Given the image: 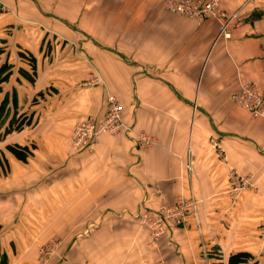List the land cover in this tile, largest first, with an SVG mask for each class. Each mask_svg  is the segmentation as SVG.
Listing matches in <instances>:
<instances>
[{"label": "crops", "instance_id": "0c3cea01", "mask_svg": "<svg viewBox=\"0 0 264 264\" xmlns=\"http://www.w3.org/2000/svg\"><path fill=\"white\" fill-rule=\"evenodd\" d=\"M219 10L224 16L198 20L167 11L163 0H0V45L30 51L31 88H57L31 107L23 131L36 156H9L0 192L23 189L40 215L55 205L72 226L104 219L106 236H126L105 243L102 260L59 264H227L238 252L251 256L246 264H264V119L232 97L248 80L264 95V0H220ZM109 94L124 124L152 144L138 150L129 134L103 133L91 150L71 151L75 120L101 116ZM238 177L247 189L232 199L225 190ZM180 195L196 203V217L184 226L169 220L157 244L145 245L131 215Z\"/></svg>", "mask_w": 264, "mask_h": 264}, {"label": "rangeland", "instance_id": "374dc122", "mask_svg": "<svg viewBox=\"0 0 264 264\" xmlns=\"http://www.w3.org/2000/svg\"><path fill=\"white\" fill-rule=\"evenodd\" d=\"M219 1L217 4L218 9ZM6 29H4L5 32ZM47 33L53 36L56 35L54 30ZM50 46V43L45 44L46 48ZM67 46L69 49H72V47L76 49V45L71 43H68ZM31 55L30 51L24 48L22 44L14 45L13 43L6 44L4 42L0 45V177L6 176L9 167V156L16 159L18 163H23L30 156H36L38 147L33 140L32 143L24 138L23 131L25 126L30 124L31 107L41 100L46 101L47 95L57 91L56 85L52 86L51 84L45 85L37 91H35L34 86L31 88V84H34L37 78L34 72L35 59ZM70 78L69 76L65 79ZM109 95L106 98V109L101 116L87 113L75 120L68 138V147L71 151L74 150L71 149L70 139L76 123L88 118L95 121L102 119L108 108ZM116 99L118 100L117 97ZM118 102L120 103L119 100ZM10 118H13L15 123L12 130L13 134L7 136L4 129ZM127 126L131 128L129 135L133 138L138 133L148 136V133L142 131L134 133L132 131L133 127L131 125ZM119 132L123 131L117 133ZM103 133L111 134L107 131L100 134ZM151 144L152 142L142 148L138 147V150L145 149ZM91 149L77 151H89ZM229 178L231 179V174ZM238 178L240 179V177ZM229 183L230 186L225 190V194L232 199H236L247 189L248 181L246 179L245 185L240 187H236V180L234 183L232 182L233 184L229 180ZM15 194L18 195L17 200ZM22 194L23 189H15L10 195L0 192V264H5L9 260H12L13 264H59L61 261L73 260L82 262L89 255L102 260L104 258L103 245L105 243H119L120 239L126 238L125 235L123 237L119 235L109 237L104 234L103 227H110L111 221L109 220H80L72 226V221L61 220L56 217L55 205H49L48 213L40 215L39 205L35 202H24L20 196ZM13 198L15 199L13 200ZM189 201L185 196L180 195L172 204L161 200L156 209L147 208L143 205L137 212L133 213L131 222L144 228L147 234L145 245L154 246L157 244L165 234L169 220L172 219V223L176 226H184L188 223V217L193 215L195 218L198 213L197 205L195 202ZM26 205L27 209L29 208L28 213L24 212ZM119 224V221H117L115 226L119 227ZM259 224L260 227L264 228V220H261ZM112 253L116 256L114 258L119 259L118 251ZM250 258L251 256L247 254L243 264H246ZM143 264L166 263L161 259L154 262L143 259Z\"/></svg>", "mask_w": 264, "mask_h": 264}, {"label": "built area", "instance_id": "2783aa9c", "mask_svg": "<svg viewBox=\"0 0 264 264\" xmlns=\"http://www.w3.org/2000/svg\"><path fill=\"white\" fill-rule=\"evenodd\" d=\"M218 1L219 0H164V4L167 11L171 13L202 20L208 16H224V13L218 9ZM221 30L225 36H229L230 32L226 27L224 28V26H222ZM232 97L253 117L264 119V96L259 92L258 86L254 81L248 80L242 82L239 89L233 93ZM121 110V104L116 97L109 95L108 108L102 119L95 121L94 119L88 118L76 123L70 139L71 149L74 151L91 149L97 136L101 132L107 131L111 134H116L118 131H123L129 134L131 128L122 122ZM135 135L136 136L134 138L131 137V139L135 146L139 148L152 142L150 137L142 133ZM240 179H236V187L245 185L246 179Z\"/></svg>", "mask_w": 264, "mask_h": 264}, {"label": "trees", "instance_id": "16d2710c", "mask_svg": "<svg viewBox=\"0 0 264 264\" xmlns=\"http://www.w3.org/2000/svg\"><path fill=\"white\" fill-rule=\"evenodd\" d=\"M0 111H1V109H0ZM14 123L15 122H14L13 118H10L8 120V124L6 125V127L4 129L5 134H7L13 130ZM247 254L248 253H246V252H238V253L231 254L228 258L227 264H243L245 262V258L247 256Z\"/></svg>", "mask_w": 264, "mask_h": 264}]
</instances>
